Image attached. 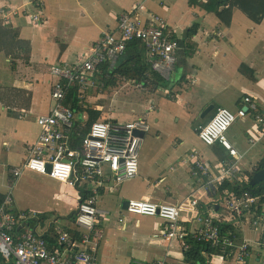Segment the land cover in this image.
Here are the masks:
<instances>
[{
	"label": "crops",
	"instance_id": "obj_1",
	"mask_svg": "<svg viewBox=\"0 0 264 264\" xmlns=\"http://www.w3.org/2000/svg\"><path fill=\"white\" fill-rule=\"evenodd\" d=\"M36 2L0 0V193L13 197L16 184L8 185L10 171L24 162L28 144L36 142L37 118L51 111L52 67L74 63L106 31L117 33L118 18L122 14L131 13L133 18L145 22L159 15L168 21L167 32L180 42L181 49L177 64L169 74L157 70L156 73L170 87H182L175 96L168 95L170 88L157 89L153 111L149 110V99L147 107L133 105L121 121L144 117L152 129L143 141L138 176L122 183L108 182L99 190L97 203L103 212L100 219L104 237L95 264H156L160 260L167 264H186L187 249L183 243L163 236L166 222L160 217L127 212L126 201L177 205L181 208L184 226L197 229V216L217 217L226 200L223 194L211 196L203 186L194 184L192 172L201 158L212 165L210 174L218 189L221 188L217 179L220 167L230 161L238 165L240 186L253 184L264 188V169L260 164L264 160L262 123L246 116L229 129L228 137L240 154L238 159H232L219 144L205 145L198 135L204 120L215 114L216 107L236 111L246 94L264 106V21L257 24L235 8L232 24L227 26L215 13L192 5L189 0H42L40 7ZM34 14L40 16L39 21L33 19ZM194 24L199 27L193 38L196 46L191 55H185L182 45ZM243 64L260 75V79H250L243 73ZM192 79L196 80L195 84H191ZM134 87L140 89L143 85ZM115 103H119L117 98L100 101L98 110L119 121L117 114L121 112L112 108ZM211 105L215 106L214 111L202 120V112ZM111 109H114L113 115ZM25 131L28 133L22 136ZM18 142L23 146L16 147ZM222 155L226 157L224 163ZM72 188L78 191L77 205L81 195V200L90 196L79 187ZM193 198L199 200L195 207L191 205ZM35 213H46L47 218L34 228L44 231L49 239H57L54 225L49 222L54 218L58 226H65L73 221L69 217L76 210L72 214L66 211ZM224 220L227 222L224 227H232L233 233H225L228 238L232 237V244L222 246V250L231 248L233 253L230 259L223 254L212 255L210 264H235L238 246L243 244L251 248L246 264H264L256 257L259 229L249 221L232 217Z\"/></svg>",
	"mask_w": 264,
	"mask_h": 264
},
{
	"label": "built area",
	"instance_id": "obj_2",
	"mask_svg": "<svg viewBox=\"0 0 264 264\" xmlns=\"http://www.w3.org/2000/svg\"><path fill=\"white\" fill-rule=\"evenodd\" d=\"M36 4L40 7L42 0H37ZM33 19L39 21L40 16L34 14ZM168 27V21L159 15L145 22L133 18L131 13L122 14L118 18L117 33L106 31L74 63L52 67L53 106L49 113L37 118L38 138L33 144H28L24 162L10 171L8 185L13 187L26 170H31L49 175L67 186L79 187L90 196L80 202L75 221L58 226L55 219H51L49 224L54 225L57 232V243L52 244L46 240L44 231L32 226L36 214L29 215L27 211L17 210L12 195L7 194L0 203V258L5 264L96 263V254L104 237L100 219L103 212L97 203L99 190L108 182L122 183L138 176L141 148L152 125L144 117L121 122L110 116L88 125L89 116L80 115L66 107L64 101L74 85L78 86L81 102L90 90L102 94L106 89L100 77L104 72L103 66L107 64L109 72L115 70L129 43L135 40L144 44L147 62L152 69L164 75L169 74L177 64L181 45L168 34ZM195 83L196 80L192 79L191 84ZM149 84L153 83L143 85L144 90ZM176 99L172 97V100ZM99 106L96 104L93 109L98 110ZM83 107L88 105L83 104ZM149 110H154L152 104ZM246 116L264 125V106L254 96H244L237 111L219 107L213 117L200 127L199 138L208 146L219 144L232 159H238L240 154L229 139L228 131L237 120ZM136 132L142 133L144 137L136 135ZM199 163L208 165L202 158L196 161L192 172L194 184L203 186L211 196L221 193L226 197L217 217L199 214L196 218L198 228L188 229L181 221V208L177 205L130 200L126 211L162 218L167 224L163 236L178 239L186 249L192 238L212 247L231 245V239L225 234L229 232L225 231L227 222L224 219L232 217L249 221L251 226L259 229L256 257L264 261V202H260L249 190L239 188V168L233 161L220 167L217 177L220 189L216 187L210 170L204 169ZM198 203L197 198L191 200L194 207ZM250 253L248 244L238 246L235 264H246ZM156 264L167 263L160 260Z\"/></svg>",
	"mask_w": 264,
	"mask_h": 264
},
{
	"label": "trees",
	"instance_id": "obj_3",
	"mask_svg": "<svg viewBox=\"0 0 264 264\" xmlns=\"http://www.w3.org/2000/svg\"><path fill=\"white\" fill-rule=\"evenodd\" d=\"M189 1L192 5L194 4L200 6L208 12L215 13L221 20V22L227 26H230L232 24L235 8L241 9L253 22L257 24H261L264 21V0H210L209 2H204L203 0ZM198 29V25L195 24L190 29H188L186 33V43L185 45H182V51H184L185 55H191L190 51H192L196 46V44L193 42V38L196 35ZM103 68L104 72L102 75H100V77L105 82L106 88H119L124 84L147 85L149 82H152L156 89L164 90L170 88L168 95L175 96L179 93L182 87L178 85L170 87L171 85L166 83L165 80L152 69L151 64L147 62L145 46L141 41L138 40L129 43L125 54L118 60L115 70L109 72L107 69V64L104 65ZM241 71L245 73L250 79H260V75H258L255 71L250 69L245 64L241 66ZM89 94H92V90H90L86 94L85 100L81 102L80 97H78V86L74 85L68 91L67 99L64 101V105L68 108H71L73 111L79 114L87 113V115L89 116L88 125L104 117V113L102 110L93 109V106L99 103H91V105L88 104L87 96ZM83 104L88 105V107H83ZM218 108L219 107H216L214 113ZM210 119L206 121L204 120L203 125H205ZM221 158L223 159L224 163L226 158L225 155H222ZM260 164L264 169V160ZM239 188L243 190H249L259 199L260 202H264V188L262 185L256 186L253 184H245L243 186L242 184V186H240ZM5 197L6 195L0 193V203L5 199ZM81 197L80 201H82ZM77 216L78 212L70 215L69 218H72L73 221H75L77 219ZM46 218V213H38V215L36 214V219L33 220V226L35 227L36 223ZM232 230V227L225 228V231L229 232L230 235L233 233ZM231 238L232 237H230V239ZM46 240L48 242H51L52 244L57 243L55 237H52L50 239L46 237ZM232 253L233 249L231 248L223 251L221 245L212 247L208 243L199 242L192 238L189 240V248L185 252L184 256L186 264H210V256L215 254H223L226 258L230 259V255H232ZM249 258L250 256L248 257V259ZM0 264H5L4 260L1 258Z\"/></svg>",
	"mask_w": 264,
	"mask_h": 264
},
{
	"label": "rangeland",
	"instance_id": "obj_4",
	"mask_svg": "<svg viewBox=\"0 0 264 264\" xmlns=\"http://www.w3.org/2000/svg\"><path fill=\"white\" fill-rule=\"evenodd\" d=\"M134 86L135 85L133 84H125L117 89L106 88L100 95L95 91L93 94H89L87 96V102L89 105H91V103L100 104V101L107 100L108 98H117L119 103L113 104L112 108L121 112L117 114V117L119 121H124L128 111L132 109L133 105H144L147 107L149 99L151 100L150 103L152 105H156L157 89L153 84H149L145 92L143 87H141L142 89H135ZM116 91H119V93L115 94ZM113 94H115L114 97ZM103 106L104 105H102V107ZM114 109H111V111H113L112 115L114 113ZM105 118L106 117L104 116L102 119ZM36 129L38 131L39 127H36ZM27 133L28 132L25 131L22 136L26 135ZM21 146L23 145L20 142H18L16 145V147ZM11 150L13 151L14 147L11 148ZM22 154L25 157L24 151ZM13 197L15 200V205L21 209L28 210L29 215H34L37 211H46L50 214H62L66 211L72 214L75 210L77 212L79 209V205H77V190L72 187L69 188L64 183L53 179L49 175L37 173L31 170H26L18 179L16 185L13 188Z\"/></svg>",
	"mask_w": 264,
	"mask_h": 264
},
{
	"label": "water",
	"instance_id": "obj_5",
	"mask_svg": "<svg viewBox=\"0 0 264 264\" xmlns=\"http://www.w3.org/2000/svg\"><path fill=\"white\" fill-rule=\"evenodd\" d=\"M215 109L214 105L208 106L201 114V119L204 120L206 119ZM136 135H140L142 137H144V135L142 133L136 132ZM228 154V153H227ZM49 172H50V166H49ZM129 205V201H126V208H128Z\"/></svg>",
	"mask_w": 264,
	"mask_h": 264
},
{
	"label": "bare ground",
	"instance_id": "obj_6",
	"mask_svg": "<svg viewBox=\"0 0 264 264\" xmlns=\"http://www.w3.org/2000/svg\"><path fill=\"white\" fill-rule=\"evenodd\" d=\"M84 114H87V113H83V114L80 113V115H84ZM199 165L201 167H203L204 169H206V170H211L212 169V165H207V164H204V163H199Z\"/></svg>",
	"mask_w": 264,
	"mask_h": 264
}]
</instances>
